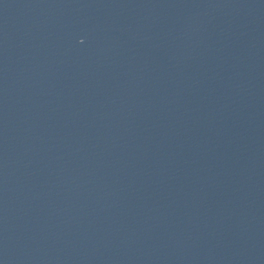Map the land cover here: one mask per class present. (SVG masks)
I'll use <instances>...</instances> for the list:
<instances>
[{"label":"water","instance_id":"water-1","mask_svg":"<svg viewBox=\"0 0 264 264\" xmlns=\"http://www.w3.org/2000/svg\"><path fill=\"white\" fill-rule=\"evenodd\" d=\"M173 264H264V0H57Z\"/></svg>","mask_w":264,"mask_h":264}]
</instances>
